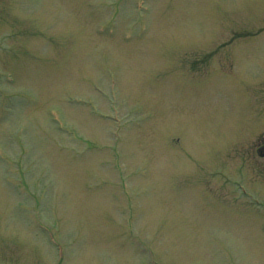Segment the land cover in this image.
I'll return each mask as SVG.
<instances>
[{
	"label": "rangeland",
	"instance_id": "obj_1",
	"mask_svg": "<svg viewBox=\"0 0 264 264\" xmlns=\"http://www.w3.org/2000/svg\"><path fill=\"white\" fill-rule=\"evenodd\" d=\"M145 1L0 0V264H264V0Z\"/></svg>",
	"mask_w": 264,
	"mask_h": 264
}]
</instances>
